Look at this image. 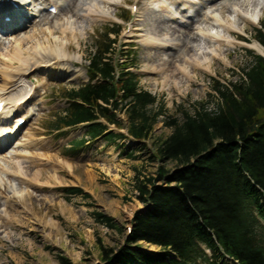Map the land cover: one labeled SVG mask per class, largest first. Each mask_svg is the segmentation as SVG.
Segmentation results:
<instances>
[{
    "label": "rangeland",
    "instance_id": "374dc122",
    "mask_svg": "<svg viewBox=\"0 0 264 264\" xmlns=\"http://www.w3.org/2000/svg\"><path fill=\"white\" fill-rule=\"evenodd\" d=\"M43 1L32 0L24 13L19 12V28L10 32H2L0 28V94L8 99V110L15 109L17 100L31 95L25 104L19 106L20 112L13 120L25 116L27 124L0 150V166H11L12 163L7 161L10 159L19 160L24 166L23 173L0 169L4 178L1 180L0 177V264H64L62 257L68 258L71 264H98L101 244L111 248L122 246L135 213L145 207L139 199L136 180L137 176L140 179L156 176L162 163L152 159L154 144L157 139H165L173 132L166 123L167 119H181L187 112L194 114L199 103L209 101L212 95L217 96L215 80L227 86L240 81L243 68L253 63L251 52L264 56V51L253 48L254 44H260L255 39L258 34L254 29L262 27L264 17L256 26L244 18H237L236 23L246 26L245 31L238 34L239 40L229 34V22L215 23L214 29L221 36L214 34V45L203 49L206 54H197L196 60L200 63L196 69L190 67L191 71L185 74L176 71L178 75L165 80L164 75L158 76L149 69L159 65L148 58L149 54L155 52L154 43L180 44L181 40L159 33L153 24L155 18H170L165 10L156 8L160 2H166L168 11L177 13L178 22L185 21L182 23L189 25L194 14L203 8L198 7L204 5L215 11L232 0L218 1L223 3L119 0L116 5L109 0H59L62 10L52 23L50 15H34ZM45 1L47 5L51 3V0ZM176 1L186 2L184 10L171 4ZM75 4L81 10L80 19L72 11ZM89 9H92L91 13L87 11ZM126 10L132 13L129 22L120 18L126 15ZM115 23H119L117 28L121 30L119 43H113L115 53L122 48L118 57L126 58L127 50L131 47L136 50L138 69L135 70L140 75V86L157 97L154 108L162 103L166 109L149 138V150L124 148L126 155H121L124 149L116 144H106L103 138L86 143L82 149L72 148L74 140L89 137L82 125L66 134L50 129L58 116L57 111L67 107L64 89L78 88L88 82L89 55L105 30ZM136 24H143L142 32H136ZM62 27L67 31L63 32ZM30 34L35 38L26 39ZM110 37L114 39L115 36L112 33ZM20 41L21 55L10 61L12 46ZM207 57L212 58L210 66L207 61L203 62ZM180 58L178 55L174 60L177 65ZM5 80L12 81L6 85ZM208 106L212 109L216 105L208 102ZM7 114L2 119H6ZM261 114L264 117V109ZM117 118L124 124L128 115L118 114ZM123 142L117 140V144ZM133 151L137 158L128 156ZM166 167L173 169L176 164L170 161ZM158 184L163 185V181ZM71 187L81 188L90 197L69 193L66 189ZM96 212L112 217L123 233L98 221ZM139 245L151 251L159 250L158 246L146 242Z\"/></svg>",
    "mask_w": 264,
    "mask_h": 264
},
{
    "label": "trees",
    "instance_id": "16d2710c",
    "mask_svg": "<svg viewBox=\"0 0 264 264\" xmlns=\"http://www.w3.org/2000/svg\"><path fill=\"white\" fill-rule=\"evenodd\" d=\"M119 32L114 25L101 35L89 55L91 82L65 90L70 105L52 122L51 130L100 117L123 127L117 117L124 113L131 134L139 140L152 137L165 105L154 108L157 98L126 70L136 63L131 53L123 64L112 58L115 40L110 34ZM258 39L264 44L262 32ZM251 55L253 63L243 68L240 81L227 86L215 80L220 99L212 96L208 101L215 103L214 108L209 109L207 102L181 120L167 119L173 133L154 144L152 159L162 163L156 176L136 180L145 207L135 213L122 246L101 244V264H219L225 255L238 264H264V57ZM107 130L100 123L87 127L93 140L102 135L108 142L124 138ZM85 143L75 141L73 148ZM146 148L139 144L138 149ZM170 161L175 168L166 167ZM66 190L90 197L81 188ZM95 216L123 233L112 217L101 212ZM140 242L159 250L145 249ZM61 259L71 264L68 258Z\"/></svg>",
    "mask_w": 264,
    "mask_h": 264
},
{
    "label": "bare ground",
    "instance_id": "6f19581e",
    "mask_svg": "<svg viewBox=\"0 0 264 264\" xmlns=\"http://www.w3.org/2000/svg\"><path fill=\"white\" fill-rule=\"evenodd\" d=\"M109 1L111 4H114V5L119 3V0H109ZM215 2L223 3V2H218L216 0ZM4 5L5 4L0 1V27H2L4 30H8V29L12 30V29L19 28L20 24L15 20L14 14H13L14 12L13 10L15 9L8 5L4 7ZM20 5H24V3L20 2ZM74 8L75 9H72V11L74 12V15H76V17H79L80 19L82 15H81V10L79 6L75 4ZM16 11H18V9H16ZM87 11L91 13L92 9H89ZM36 13H39V12L37 11ZM6 17H9L10 20L6 21L5 20ZM56 17L57 16L54 15L53 17L50 18L51 23L53 22V19ZM263 17H264V0H232L228 5L220 6L215 11H210L204 8V10H202V12H200L197 15V19L191 22L190 25L180 24V23H177L175 20L169 21L165 19L155 18L153 21V24L159 30V33L165 34L166 36L170 38L175 37L176 39H180L182 43L180 46L178 44L165 45V46L163 44L156 45V48L154 50L155 52L152 51L149 54L148 58L152 60L153 62H158L159 65H157L156 67L151 66L149 67V69H153V71H155V73L158 76L164 75L163 77L165 80L167 77L169 78L174 77V74L178 75L176 71L183 73V74L189 73L191 71L190 67H193V69L194 68L196 69V67L200 63L197 61L198 60L197 54L198 53L206 54L205 51H203V49L204 50L209 49L212 45H214L210 37L214 36V34H218L219 37L221 36L220 32L214 29V27L216 26L215 23H220L221 21L229 22L230 23V26L228 28L229 33L235 34L236 36H238L240 32L245 31L246 26L245 24L240 25L236 23L237 18H244L247 22L253 25H258L259 23H261ZM173 23H176V25H174ZM135 26H136L135 27L136 32L140 33L143 31V24H136ZM193 29L195 31H192ZM62 30L63 32L67 31L64 27H62ZM52 33L54 34L55 32H52ZM34 38H35L34 34H30L29 36H27L26 39H34ZM21 45H22V41L16 42L15 46H12L13 51L9 55L10 61H14L15 59H18L20 57L21 48L23 49ZM253 47L260 52L264 51V48L260 44H254ZM172 48H179L177 49L175 54H173V56H171V54H168V51L172 50ZM67 49H70V48L67 46ZM178 55H181V58L179 59L180 62L177 65L174 62V60ZM68 60L72 62L74 61L73 58L71 59L68 58ZM25 61H28V59ZM205 61L208 62L207 63L209 64L208 66H210L213 63L212 58L207 57V59L203 60V62ZM188 78L189 80H192V78L189 75H188ZM9 83H10L9 81H6V85ZM2 96L3 95H0V97ZM1 116L2 114H0V118ZM23 117L24 116L18 117V120L16 121V123ZM0 126H1L0 133L3 130V127L9 128V129L11 128L10 130L15 132V129L13 128L16 126V124L14 125V121L12 120H0ZM13 137L14 135H9V137L7 138L3 137V139L0 142V145L3 144L4 141L8 140V138L12 139ZM10 160H7V161L9 162V164L10 162L12 163L11 166L7 164L5 165L2 164L0 166V169H4V168L8 170L12 169L13 172L23 173L24 166H22V163L19 160H14V159H10ZM0 177H1V180H4L2 175H0Z\"/></svg>",
    "mask_w": 264,
    "mask_h": 264
}]
</instances>
